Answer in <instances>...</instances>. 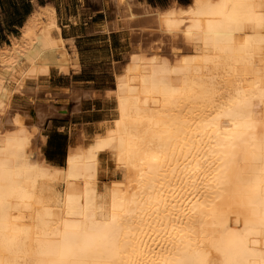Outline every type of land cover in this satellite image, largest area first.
<instances>
[{
  "label": "bare ground",
  "instance_id": "1",
  "mask_svg": "<svg viewBox=\"0 0 264 264\" xmlns=\"http://www.w3.org/2000/svg\"><path fill=\"white\" fill-rule=\"evenodd\" d=\"M113 4L95 27L131 39L110 121L82 128L63 165L40 149L66 112L47 77L81 53L53 7L0 46V264H73V236L89 264H264V0Z\"/></svg>",
  "mask_w": 264,
  "mask_h": 264
},
{
  "label": "rangeland",
  "instance_id": "2",
  "mask_svg": "<svg viewBox=\"0 0 264 264\" xmlns=\"http://www.w3.org/2000/svg\"><path fill=\"white\" fill-rule=\"evenodd\" d=\"M140 1H146L151 6L156 5L164 7L172 0ZM175 1L177 4L181 5L185 1L189 2L190 0ZM59 5L61 6L60 12L62 17H64V15H74L80 18V23L76 25H71L68 21H64V19L62 21L65 26L64 34L76 38L74 43L75 48L82 55L81 71L77 75L72 76V83L80 88L92 87L99 92L111 90L113 85L112 73H114L117 67L125 61V57L130 51L129 40L131 39L127 36L124 37V33L119 31L111 30L110 33H106L102 29L95 27V25H103L106 20L113 18V0H70L67 3ZM139 20H141V23L142 19ZM146 22L147 20H144L141 25ZM91 25H94V27H90ZM144 35H146V33ZM141 38H144V41L141 39V44L143 43L142 45L144 48H149L157 43L156 37H153L152 34L150 36V33H147L146 38L143 35ZM0 43H9V38L0 34ZM67 81H69V78H58L53 85H62ZM60 89H58L60 93L64 89V91L67 92H62V96H64V94L66 96L69 95V91L66 88ZM66 96H51L50 100H52V102H61L65 104L66 112L64 116L55 114L48 118L40 128L41 135L45 137L44 144L42 143L40 145L42 155L45 159L46 156L53 158V162L60 165L64 163L67 146L73 144L75 139L78 140L82 128L88 126L92 127V125H97L102 121H110V118H105L103 116V112L110 108V105L108 106V104H106V101H108V99H105L106 96L103 103L95 100L93 102H88L82 111H80L79 108L77 111H74L72 99ZM35 100L42 105L46 102L42 95ZM93 108H95V110H100L102 116L96 115L95 112H88ZM60 127H64L65 129H58Z\"/></svg>",
  "mask_w": 264,
  "mask_h": 264
},
{
  "label": "crops",
  "instance_id": "3",
  "mask_svg": "<svg viewBox=\"0 0 264 264\" xmlns=\"http://www.w3.org/2000/svg\"><path fill=\"white\" fill-rule=\"evenodd\" d=\"M70 0H0V34L5 35L7 38L12 37V36H19V30L24 24V22L38 9L44 8V7H53L58 19V24L60 26V36L63 37V39H71L73 41V44L75 43L76 38L72 36L65 35L64 28L65 26L63 25V19L64 21H68L69 24L71 25H76L77 23H80V18L74 16V15H64V17L61 16L60 12V5L62 3H67ZM135 2H142L145 4H148L146 1H140V0H134ZM156 6V5H155ZM135 9V7H134ZM135 11H139L135 9ZM6 44V43H5ZM2 44L0 43V46ZM68 50H70L68 48ZM80 68V67H79ZM76 69L74 71H71L70 73H55L51 71L49 73L48 79V84L50 83L53 86V91L51 90V96H62L60 92H58L59 88H66L69 91L68 97L72 99V96H77L80 95L79 92H81L82 89L85 91L89 89L92 92V97H87L82 100L79 104V109L80 111L83 110L85 105L88 102H93L95 101H101L102 103L104 102L105 98V91L99 92L98 90H95L94 88H80L79 86H76L72 83V76L77 75L80 73V69ZM50 78V79H49ZM58 78H69V81L66 83H63L62 85H53L56 79ZM49 84V85H50ZM56 90V91H55ZM79 90V91H78ZM64 91V90H62ZM53 94V95H52ZM74 94V95H73ZM76 94V95H75ZM67 97V96H66ZM90 98V99H89ZM84 112V111H83ZM88 112H95L96 115H101L100 110H95L93 108L91 111ZM58 129H65L64 127H60ZM57 129V130H58ZM70 137V136H69Z\"/></svg>",
  "mask_w": 264,
  "mask_h": 264
},
{
  "label": "snow or ice",
  "instance_id": "4",
  "mask_svg": "<svg viewBox=\"0 0 264 264\" xmlns=\"http://www.w3.org/2000/svg\"><path fill=\"white\" fill-rule=\"evenodd\" d=\"M87 218V217H86ZM94 220V218H93ZM110 222H105L103 224V228H108L109 227ZM92 227L98 228L101 227L100 225H97L95 222H93ZM79 237L78 236H73L71 237V239L68 241L69 243V250L70 252L73 254L74 260H73V264H89V261L87 259V257L81 256V252L84 249V245H82L81 243L78 242ZM92 264H95V261L92 262Z\"/></svg>",
  "mask_w": 264,
  "mask_h": 264
},
{
  "label": "trees",
  "instance_id": "5",
  "mask_svg": "<svg viewBox=\"0 0 264 264\" xmlns=\"http://www.w3.org/2000/svg\"><path fill=\"white\" fill-rule=\"evenodd\" d=\"M187 3H188V1H185V2L182 3L181 5H186ZM46 160H47V161H53L54 159L51 158V157L46 156Z\"/></svg>",
  "mask_w": 264,
  "mask_h": 264
},
{
  "label": "water",
  "instance_id": "6",
  "mask_svg": "<svg viewBox=\"0 0 264 264\" xmlns=\"http://www.w3.org/2000/svg\"><path fill=\"white\" fill-rule=\"evenodd\" d=\"M60 113H61L62 115H64V114H65V111H64V110H62Z\"/></svg>",
  "mask_w": 264,
  "mask_h": 264
}]
</instances>
